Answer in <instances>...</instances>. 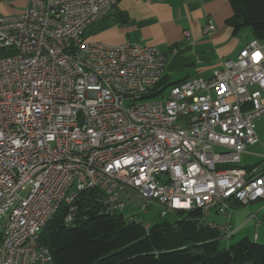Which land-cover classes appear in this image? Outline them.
I'll use <instances>...</instances> for the list:
<instances>
[{
    "label": "built area",
    "instance_id": "built-area-1",
    "mask_svg": "<svg viewBox=\"0 0 264 264\" xmlns=\"http://www.w3.org/2000/svg\"><path fill=\"white\" fill-rule=\"evenodd\" d=\"M117 3L26 0L0 14V264H56L40 233L63 203L72 224L86 189L102 192L110 212L157 202L162 215H228L264 199V171L240 165L259 140L264 41L253 37L209 77L161 88L163 50L86 37ZM125 218L150 228L137 213Z\"/></svg>",
    "mask_w": 264,
    "mask_h": 264
},
{
    "label": "trees",
    "instance_id": "trees-1",
    "mask_svg": "<svg viewBox=\"0 0 264 264\" xmlns=\"http://www.w3.org/2000/svg\"><path fill=\"white\" fill-rule=\"evenodd\" d=\"M230 2L233 14L227 22L234 31L249 27L264 41V0ZM163 81L161 88L173 84ZM76 203L72 224L64 221L68 206L63 203L39 236L56 264H264V243L244 237L222 246L225 234L210 226L200 209L175 211L176 221L163 220L146 230L123 212L108 211L96 189L81 191Z\"/></svg>",
    "mask_w": 264,
    "mask_h": 264
},
{
    "label": "crops",
    "instance_id": "crops-1",
    "mask_svg": "<svg viewBox=\"0 0 264 264\" xmlns=\"http://www.w3.org/2000/svg\"><path fill=\"white\" fill-rule=\"evenodd\" d=\"M19 1L22 10L26 0L1 2L0 14L17 13L12 6ZM232 14L230 0H118L115 11L92 23L86 37L110 45L133 41L163 50L168 55L163 85H168L195 75L209 77L223 60L239 54L253 35L249 27L235 32L227 22ZM208 24L216 28L205 32ZM257 134L258 142L242 153L240 165L264 171L263 152L258 153V161L243 164L253 146L261 142ZM205 221L234 230L231 236H224L226 246L244 237L264 243V199L236 205L228 215L211 209Z\"/></svg>",
    "mask_w": 264,
    "mask_h": 264
},
{
    "label": "rangeland",
    "instance_id": "rangeland-1",
    "mask_svg": "<svg viewBox=\"0 0 264 264\" xmlns=\"http://www.w3.org/2000/svg\"><path fill=\"white\" fill-rule=\"evenodd\" d=\"M21 1L23 3L24 0H21ZM21 8H22V4H20V1L19 3L14 2V6H12L13 11L20 12ZM13 11H8V12H13ZM5 14H7V12H5ZM254 127L257 130V132L261 135V142L253 146L255 148L252 150L251 154L245 156V158L243 159L244 165L253 164L254 162L259 160L258 153H262V152L264 153V114L260 117L255 118ZM164 210L165 209L163 208V206H161L157 202H153L151 203L148 211L146 212H140L138 211L137 207L128 206L123 210V213L126 215L131 214V213H137L138 217L142 218L145 222H148L150 224H155L163 220H169L171 222H174L179 218V214L175 211H166L165 214L162 215V212H164ZM224 239L225 238L221 239L222 246H225ZM233 242H236V241H233Z\"/></svg>",
    "mask_w": 264,
    "mask_h": 264
}]
</instances>
